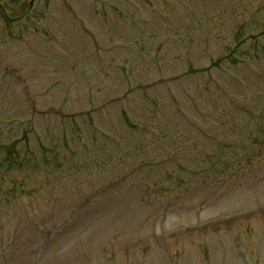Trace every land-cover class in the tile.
Here are the masks:
<instances>
[{
  "label": "rangeland",
  "instance_id": "rangeland-1",
  "mask_svg": "<svg viewBox=\"0 0 264 264\" xmlns=\"http://www.w3.org/2000/svg\"><path fill=\"white\" fill-rule=\"evenodd\" d=\"M30 1L0 0V264H264V0Z\"/></svg>",
  "mask_w": 264,
  "mask_h": 264
},
{
  "label": "flooded vegetation",
  "instance_id": "flooded-vegetation-1",
  "mask_svg": "<svg viewBox=\"0 0 264 264\" xmlns=\"http://www.w3.org/2000/svg\"><path fill=\"white\" fill-rule=\"evenodd\" d=\"M0 17H3L4 20L8 21V23L10 22H13V23H16L20 18L19 17H16V18H10L8 17L5 12H4V9L0 6ZM26 15V12H24L22 14V16H25Z\"/></svg>",
  "mask_w": 264,
  "mask_h": 264
}]
</instances>
